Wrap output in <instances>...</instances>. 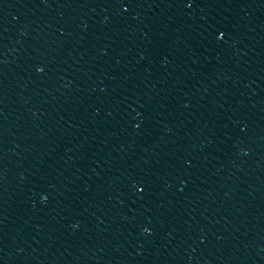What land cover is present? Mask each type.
Masks as SVG:
<instances>
[{
  "label": "water",
  "instance_id": "water-1",
  "mask_svg": "<svg viewBox=\"0 0 264 264\" xmlns=\"http://www.w3.org/2000/svg\"><path fill=\"white\" fill-rule=\"evenodd\" d=\"M0 264H264V0H0Z\"/></svg>",
  "mask_w": 264,
  "mask_h": 264
}]
</instances>
